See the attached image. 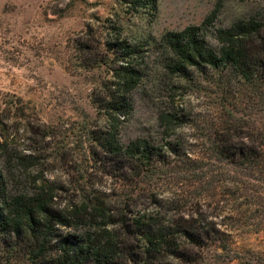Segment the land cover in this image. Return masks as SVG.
Here are the masks:
<instances>
[{
    "label": "trees",
    "instance_id": "trees-1",
    "mask_svg": "<svg viewBox=\"0 0 264 264\" xmlns=\"http://www.w3.org/2000/svg\"><path fill=\"white\" fill-rule=\"evenodd\" d=\"M142 8L154 10L156 0H120L117 12L135 15ZM216 17L215 11L199 26L163 38L164 70L175 84L211 78L221 97L214 135L200 144L176 137L191 119L171 95L158 115L162 139L120 143L119 128L134 113L133 93L146 72L143 52L114 19L73 40L84 66L107 74L93 92L102 124L89 130L90 153L117 177V199L90 189L63 203L55 181L32 175L45 151L31 136V145L20 143L27 135L45 141L52 128L20 117L21 99L1 103L0 264H207L211 248L232 254L225 228L236 218L222 214L264 207V127L237 116L240 109L264 108V14L228 27H215ZM175 174L195 178L189 183L195 191L160 193L158 183Z\"/></svg>",
    "mask_w": 264,
    "mask_h": 264
},
{
    "label": "rangeland",
    "instance_id": "rangeland-1",
    "mask_svg": "<svg viewBox=\"0 0 264 264\" xmlns=\"http://www.w3.org/2000/svg\"><path fill=\"white\" fill-rule=\"evenodd\" d=\"M119 1L0 0V105L21 99L20 117L37 118L52 128L45 141L41 136L27 135L20 143L22 147L31 145V136L45 151L32 175L55 181L63 191V203L69 195L77 197L90 189L108 191L117 199L120 189L117 177L105 174L90 153L89 130L102 124L92 102L93 92L107 74L104 69L84 66L74 39L89 26L97 31L114 19L122 21L123 36L143 52L146 72L133 93L134 113L119 128L120 143L162 139L158 115L162 101L171 95L191 119L175 132L176 137L200 144L206 135H214L221 97L211 78L205 81L196 75L193 83L175 84L171 73L164 70L169 51L163 38L199 26L215 11V27L264 14V0H156L154 10L142 8L135 15L118 13ZM208 31L211 35L213 28ZM237 116L264 127V108L240 109ZM173 176L176 179L158 183L160 193L169 197L195 191L189 185L195 178ZM231 213L222 217L236 218L226 222L230 228H225L233 252L211 248L206 253L207 264H264V207L246 206L240 214Z\"/></svg>",
    "mask_w": 264,
    "mask_h": 264
}]
</instances>
